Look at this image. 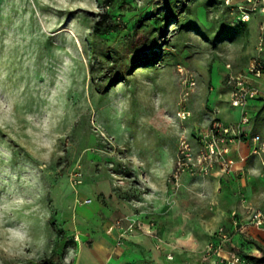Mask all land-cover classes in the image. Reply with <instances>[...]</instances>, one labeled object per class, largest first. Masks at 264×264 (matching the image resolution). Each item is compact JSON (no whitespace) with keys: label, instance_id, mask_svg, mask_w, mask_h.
<instances>
[{"label":"rangeland","instance_id":"1","mask_svg":"<svg viewBox=\"0 0 264 264\" xmlns=\"http://www.w3.org/2000/svg\"><path fill=\"white\" fill-rule=\"evenodd\" d=\"M104 1L0 0V264L69 262L95 201L168 210L179 245L213 222L212 174L175 193L168 177L258 55L263 18L233 31L247 0H118L94 54Z\"/></svg>","mask_w":264,"mask_h":264},{"label":"crops","instance_id":"2","mask_svg":"<svg viewBox=\"0 0 264 264\" xmlns=\"http://www.w3.org/2000/svg\"><path fill=\"white\" fill-rule=\"evenodd\" d=\"M260 87L264 91V83ZM262 102L260 99L251 103L249 110L252 121L248 125H241L240 108H233L230 103H215L214 106L226 107L220 118L227 124L241 126L244 132L250 134H264ZM255 148L256 144L249 137L232 143L226 155L227 159L233 161L231 170L224 172L220 165L211 173L210 181H204L212 190L214 219L212 224L203 222L195 240L183 239L182 243L186 245H179L174 240L173 237L179 236V233H174L171 226L160 223L162 217L164 220L169 217L168 210L161 211L159 217L154 214L152 218L145 215L144 208L137 207L142 212H135L134 206L124 201H120V205L116 207L104 208L95 201L90 205H81L83 207L76 214L81 229L77 231L72 259L64 263L55 261L61 264H201L206 245L211 241L217 242V232L224 227L233 236L229 249L236 248L257 264H264V229L253 224L239 229L233 216L237 213L240 221L249 223L252 211L264 212V153H254ZM191 178L199 179L190 174L184 175L180 189ZM81 210L84 211L80 212ZM99 210L104 217H101ZM130 220L142 222L153 233L136 230L121 238V228L117 225L120 223L127 228ZM111 228L112 232L109 231ZM190 234L194 235L192 232L187 235ZM190 256H196V259ZM215 259L214 256L213 262Z\"/></svg>","mask_w":264,"mask_h":264},{"label":"built area","instance_id":"3","mask_svg":"<svg viewBox=\"0 0 264 264\" xmlns=\"http://www.w3.org/2000/svg\"><path fill=\"white\" fill-rule=\"evenodd\" d=\"M231 4V0H227ZM247 5L235 6L233 10L237 13V18L242 22H251L253 16H260L263 20L259 24V37L257 42L258 55L254 56L241 73L229 72L227 75V85L229 86V103L233 108L242 109L241 125H248L252 121L249 107L253 101L262 100L264 102V91L260 87L264 83V60L261 54L264 53V0H247ZM229 68L231 66L229 65ZM188 88L195 86L193 78L187 79ZM189 95V92L187 93ZM186 114V113H185ZM223 114L221 107H217L213 118L210 119L208 128L200 131L199 143L200 148L195 150L187 139H183L180 149V155L176 162V167L168 177V182L172 192H177L182 185L184 175L191 173L202 177L209 176L218 166L221 165L224 172H229L232 168L233 161L226 158L230 151L232 143L250 138L256 144L254 153H264V134L244 132L241 126L227 124L220 116ZM235 225L239 229H244L249 224L256 225L264 229V212L252 211L249 215V223L240 221L238 214L234 213ZM121 228V238L129 232L136 230L153 233L145 225L137 220H130L127 228L117 225ZM121 226V227H120ZM113 231V228L109 230ZM218 241H211L206 246L207 256L212 254L210 261L201 264H257L251 258L245 256L236 248L229 249L232 241V235L226 228L221 227L217 232ZM216 259L213 262V257ZM172 259V257H170Z\"/></svg>","mask_w":264,"mask_h":264},{"label":"trees","instance_id":"4","mask_svg":"<svg viewBox=\"0 0 264 264\" xmlns=\"http://www.w3.org/2000/svg\"><path fill=\"white\" fill-rule=\"evenodd\" d=\"M117 1L118 0H105L104 1L105 2V6H106L107 9L100 15V20L97 21L96 27H95V30H94L95 37H94L93 41H94V43H96L94 51H93L94 54H98L99 53V48L97 46L98 45L97 44L98 37L100 35L104 34L105 32L109 31L112 28V25L109 22V20H110V11L108 10V8L113 7L116 4ZM233 15L235 16L234 17V21H233L235 24L230 26V28L233 31H237V30L239 31L242 28L243 29L245 28L246 30L249 29V23L250 22H242V21H240L237 18L238 16H237V13L235 11L233 12ZM112 53H113V51H111V50H109L107 52V55L109 56V58H114V57L111 56ZM261 56H262V58L264 60V53L261 54ZM116 59L117 58H115V60ZM28 264H61V263L56 262L53 257H49V258H45V259H43L41 261H38L36 263L31 261Z\"/></svg>","mask_w":264,"mask_h":264}]
</instances>
